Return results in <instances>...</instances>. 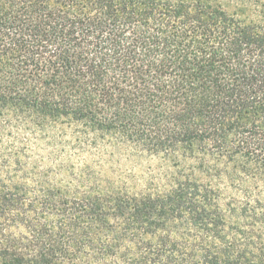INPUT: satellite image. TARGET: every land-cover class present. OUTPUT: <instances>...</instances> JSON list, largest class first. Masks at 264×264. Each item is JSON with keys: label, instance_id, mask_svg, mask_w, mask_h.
I'll use <instances>...</instances> for the list:
<instances>
[{"label": "trees", "instance_id": "trees-1", "mask_svg": "<svg viewBox=\"0 0 264 264\" xmlns=\"http://www.w3.org/2000/svg\"><path fill=\"white\" fill-rule=\"evenodd\" d=\"M49 123L169 183L42 173ZM0 264H264V0H0Z\"/></svg>", "mask_w": 264, "mask_h": 264}, {"label": "rangeland", "instance_id": "rangeland-1", "mask_svg": "<svg viewBox=\"0 0 264 264\" xmlns=\"http://www.w3.org/2000/svg\"><path fill=\"white\" fill-rule=\"evenodd\" d=\"M68 124L49 123L42 133L27 135L30 156L42 173L49 169L59 181L68 183V173L76 178L79 169L88 165L95 177L126 188H162L169 183L174 168L163 157L135 147L114 146L109 140L92 145L78 143L73 139L77 129Z\"/></svg>", "mask_w": 264, "mask_h": 264}]
</instances>
